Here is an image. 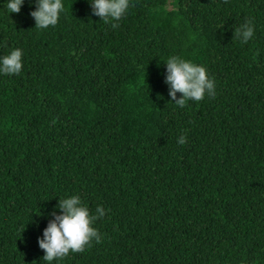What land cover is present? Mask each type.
Listing matches in <instances>:
<instances>
[{"label": "trees", "instance_id": "trees-1", "mask_svg": "<svg viewBox=\"0 0 264 264\" xmlns=\"http://www.w3.org/2000/svg\"><path fill=\"white\" fill-rule=\"evenodd\" d=\"M4 2L0 55L22 68L0 75V264H46L37 237L68 195L104 209L101 240L52 264H264V0H130L115 28L63 0L45 29L32 0ZM172 55L214 96L174 103Z\"/></svg>", "mask_w": 264, "mask_h": 264}, {"label": "clouds", "instance_id": "clouds-1", "mask_svg": "<svg viewBox=\"0 0 264 264\" xmlns=\"http://www.w3.org/2000/svg\"><path fill=\"white\" fill-rule=\"evenodd\" d=\"M34 10L29 15L33 18L35 28L45 29L55 26L64 10L63 0H32ZM24 0H5L6 10L19 13ZM91 13L105 23L112 21V27L118 22L130 7V0H88ZM234 36L240 43H247L254 36V25L251 20H245L234 29ZM165 66L164 82L168 86V96L174 103L183 105L186 100L200 101L205 95L214 96V81L207 74L206 68L179 56H169L163 62ZM22 50L13 48L7 54L0 55V75H15L21 72ZM181 96L177 98L176 93ZM178 144L185 143L181 134ZM58 213V214H57ZM105 211L97 206L95 213H90L88 207L78 195H68L58 198L52 210L50 219L42 230V238L37 237V245L43 250L42 259L46 264L59 261L70 252L82 251L90 242L99 243L101 235L94 227L98 217H103Z\"/></svg>", "mask_w": 264, "mask_h": 264}]
</instances>
